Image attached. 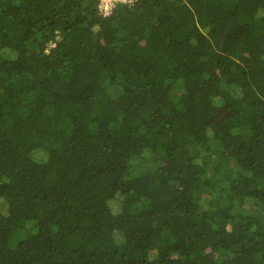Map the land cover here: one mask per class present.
I'll list each match as a JSON object with an SVG mask.
<instances>
[{
  "label": "trees",
  "instance_id": "trees-1",
  "mask_svg": "<svg viewBox=\"0 0 264 264\" xmlns=\"http://www.w3.org/2000/svg\"><path fill=\"white\" fill-rule=\"evenodd\" d=\"M97 4L0 0V264H264V0Z\"/></svg>",
  "mask_w": 264,
  "mask_h": 264
},
{
  "label": "built area",
  "instance_id": "built-area-1",
  "mask_svg": "<svg viewBox=\"0 0 264 264\" xmlns=\"http://www.w3.org/2000/svg\"><path fill=\"white\" fill-rule=\"evenodd\" d=\"M132 2L134 0H98L97 10L101 17L106 18L112 14L117 3L130 4Z\"/></svg>",
  "mask_w": 264,
  "mask_h": 264
},
{
  "label": "rangeland",
  "instance_id": "rangeland-1",
  "mask_svg": "<svg viewBox=\"0 0 264 264\" xmlns=\"http://www.w3.org/2000/svg\"><path fill=\"white\" fill-rule=\"evenodd\" d=\"M120 197L119 195L116 196V198ZM116 206V205H115ZM117 207V206H116Z\"/></svg>",
  "mask_w": 264,
  "mask_h": 264
}]
</instances>
